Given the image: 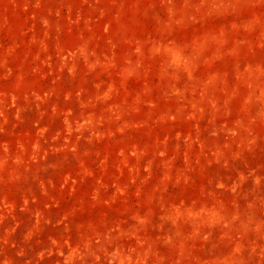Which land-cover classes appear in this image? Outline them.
I'll return each instance as SVG.
<instances>
[{
    "label": "rangeland",
    "instance_id": "rangeland-1",
    "mask_svg": "<svg viewBox=\"0 0 264 264\" xmlns=\"http://www.w3.org/2000/svg\"><path fill=\"white\" fill-rule=\"evenodd\" d=\"M0 264H264V0H0Z\"/></svg>",
    "mask_w": 264,
    "mask_h": 264
}]
</instances>
